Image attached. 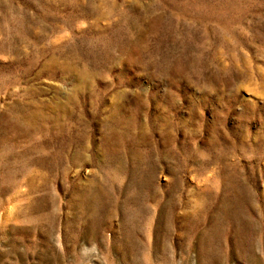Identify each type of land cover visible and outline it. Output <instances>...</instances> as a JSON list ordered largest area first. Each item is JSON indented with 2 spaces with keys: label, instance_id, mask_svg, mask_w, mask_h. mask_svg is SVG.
Wrapping results in <instances>:
<instances>
[{
  "label": "rangeland",
  "instance_id": "rangeland-1",
  "mask_svg": "<svg viewBox=\"0 0 264 264\" xmlns=\"http://www.w3.org/2000/svg\"><path fill=\"white\" fill-rule=\"evenodd\" d=\"M0 264H264V0H0Z\"/></svg>",
  "mask_w": 264,
  "mask_h": 264
}]
</instances>
